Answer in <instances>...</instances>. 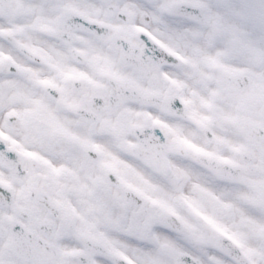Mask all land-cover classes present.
<instances>
[{
    "label": "flooded vegetation",
    "instance_id": "flooded-vegetation-1",
    "mask_svg": "<svg viewBox=\"0 0 264 264\" xmlns=\"http://www.w3.org/2000/svg\"><path fill=\"white\" fill-rule=\"evenodd\" d=\"M264 264V25L240 0H0V264Z\"/></svg>",
    "mask_w": 264,
    "mask_h": 264
},
{
    "label": "water",
    "instance_id": "water-1",
    "mask_svg": "<svg viewBox=\"0 0 264 264\" xmlns=\"http://www.w3.org/2000/svg\"><path fill=\"white\" fill-rule=\"evenodd\" d=\"M250 9L251 15L259 22L264 23V0H242ZM235 257V256H234ZM236 259L241 264H252L244 255H238Z\"/></svg>",
    "mask_w": 264,
    "mask_h": 264
}]
</instances>
